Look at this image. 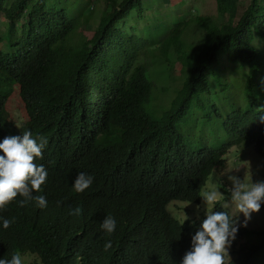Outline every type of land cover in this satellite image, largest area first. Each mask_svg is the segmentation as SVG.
<instances>
[{
	"label": "trees",
	"instance_id": "obj_1",
	"mask_svg": "<svg viewBox=\"0 0 264 264\" xmlns=\"http://www.w3.org/2000/svg\"><path fill=\"white\" fill-rule=\"evenodd\" d=\"M99 1L0 0V135L30 130L48 141L35 161L48 178L34 193L48 206L17 202L2 259L18 252L37 253L42 264H181L196 225L165 213L160 182L189 197L227 166L233 147L254 146L264 156V101L256 91L264 90V0L240 14L241 0H217V17L200 15L192 0H106L100 13L86 15ZM94 18L89 39L83 29ZM136 18L150 23L136 27ZM230 84L243 89L248 108L215 103L205 113L215 114L217 138L191 146L184 119L202 95L226 93ZM16 88L28 116L21 131L5 108ZM163 93L172 99L157 116ZM79 172L94 176L84 193L73 190ZM74 207L80 216L69 215ZM109 214L117 221L111 236L100 228ZM243 225L239 217L235 240L246 245L225 264H264V229Z\"/></svg>",
	"mask_w": 264,
	"mask_h": 264
},
{
	"label": "clouds",
	"instance_id": "obj_2",
	"mask_svg": "<svg viewBox=\"0 0 264 264\" xmlns=\"http://www.w3.org/2000/svg\"><path fill=\"white\" fill-rule=\"evenodd\" d=\"M16 89L19 92V89ZM7 103L5 108L8 120L13 124L7 110ZM184 121L186 120L184 119ZM20 129L18 130L21 131ZM181 130L184 134V130ZM185 139L189 140L186 136ZM47 144L48 141L45 136H34L30 130H24L20 136H8L5 139L0 135V150L4 153L3 156H0V264H23V258L32 257L13 252L11 259H2L1 254L11 246L8 228L15 220L9 218L16 214L13 207L17 202L19 201L21 207L30 202H34L35 206L41 209L48 206L47 198L44 195H34V193L41 192L42 185H45L48 178L46 167L43 164L35 163L37 159L43 158ZM228 179L232 186L225 191L230 192V204L238 210L239 215L243 214L245 217L243 226L247 227V222L251 219L252 213H258L263 206L264 180L253 182L252 178L249 180L247 175L243 179L238 176H229ZM93 182V175L79 172L74 179L73 190L77 193H84ZM206 187L207 183L194 189L189 197H184L179 191L168 192L163 183L160 182L159 194L165 213L181 225L186 223L196 225L182 250L185 255L181 264H225V260H227L225 255H228V249L235 241L239 231L238 219L240 216L232 217V214L224 209L220 202H217L218 197L223 196L221 192H207L203 196ZM202 200L206 207V214H203L200 219L189 218L185 222H180L175 218L183 212L192 210L185 207L187 203L201 204ZM60 203L57 202L58 206ZM81 214L82 209L80 207L69 209V215L80 216ZM100 228L108 236H111L116 231L117 221L111 214L106 215L100 222ZM111 248L112 241L106 240L104 251L107 252ZM35 257L42 264L37 253Z\"/></svg>",
	"mask_w": 264,
	"mask_h": 264
},
{
	"label": "rangeland",
	"instance_id": "obj_3",
	"mask_svg": "<svg viewBox=\"0 0 264 264\" xmlns=\"http://www.w3.org/2000/svg\"><path fill=\"white\" fill-rule=\"evenodd\" d=\"M180 1L181 0H173V3L179 5ZM250 2L251 0H241L239 4V14L247 8ZM192 4L198 8V11L202 16L217 17L218 15L217 0H192ZM105 6H106V0H100L97 6L94 7L95 10L91 6V8H89L86 11V15H92L96 11L97 13L98 12L100 13ZM171 12L180 14L178 13L179 11L177 7H172ZM149 23L150 22L147 21L145 22L138 18H136V20L134 21L136 27L144 26ZM97 24H98V18H94L89 25L91 28L83 29L84 35L87 38L90 39L92 37V35L94 34L93 32L97 27ZM10 28L11 27L9 28L6 27V31L12 33ZM177 67H175L174 69L175 73ZM227 77H229V74L227 75ZM179 84L180 82H178L177 85ZM230 85H231L230 89L226 93L221 91V87H218L217 89L213 88L212 91H209L208 93L202 95L200 97L201 103L194 106L193 112L185 119L187 122L186 124L182 125V129L184 130V135L189 139L188 143L191 146L196 148L204 147L206 145H210L217 138L218 129L212 127V125L216 122V119L213 118L215 114L211 112L210 115L208 116V114L206 115L205 113L206 110L210 111L215 103H217L219 108H226L230 110H232V107L234 106L235 103H238L243 108H248V105L244 100L245 95L242 94L243 89L240 88L238 85H234V84H230ZM175 86L172 87V91ZM256 91H257V97L261 99V101H264V90H261L259 88ZM163 99H167L166 104L164 102H161ZM171 99L172 96L167 93H163L162 95H158L156 97L157 103L161 102L160 104H158V111L160 110L161 111L159 113H156L157 116L161 115L160 113H162L166 109ZM194 102H199V101L196 99ZM7 110L11 121L18 129L27 123L28 118L25 113L24 105L21 101L17 89L13 92L10 100L7 103ZM226 159H227V166L224 168H219L214 171L213 175L210 177L207 183L206 189L203 192V196L207 192H212V191L221 192L223 196L218 197L217 202H220L224 207V209H226L230 214H232V217H234L239 215V212L232 204H230V192L225 191V189L228 190L232 186L228 177L238 176L241 179H243L245 175H247L249 177V180H251L252 178L253 182L264 180V156L259 155L254 146H250L249 148H241L235 146L230 150ZM185 207L191 208L192 210L186 213L183 212L180 215L175 216V218L180 222H185L189 218L200 219V217H202L203 214H206V207L203 203V200L201 204L187 203ZM214 208L215 205L213 206V210ZM239 216L243 219L245 223V217L243 216V214H240ZM247 227L253 230L264 229L263 206H261V209L258 213H252L251 219L247 222ZM245 245H246V239L240 238L233 241L231 247L228 249V255L227 254L225 255L227 260L231 259L232 255H236ZM24 256H28V257L32 256V257L23 258V264H34L35 261L37 262L36 260L37 258L32 254H27Z\"/></svg>",
	"mask_w": 264,
	"mask_h": 264
}]
</instances>
